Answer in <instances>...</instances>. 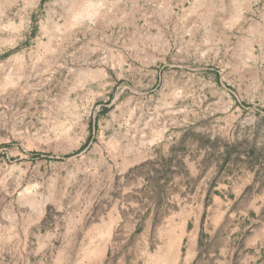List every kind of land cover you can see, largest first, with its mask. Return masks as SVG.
<instances>
[{
	"label": "rangeland",
	"instance_id": "rangeland-1",
	"mask_svg": "<svg viewBox=\"0 0 264 264\" xmlns=\"http://www.w3.org/2000/svg\"><path fill=\"white\" fill-rule=\"evenodd\" d=\"M260 222L264 0H0V264H264Z\"/></svg>",
	"mask_w": 264,
	"mask_h": 264
},
{
	"label": "crops",
	"instance_id": "crops-1",
	"mask_svg": "<svg viewBox=\"0 0 264 264\" xmlns=\"http://www.w3.org/2000/svg\"><path fill=\"white\" fill-rule=\"evenodd\" d=\"M260 209H261V207H258L257 205H255L253 207V209L251 210V213H254L256 216H258L259 212H260ZM262 224H263V222H260V223H257L256 225H254V227L250 229V233L243 238V246L245 248H254L260 242L261 237H262V235L264 233V226ZM241 230H242L241 227L237 226L235 228L236 232H239ZM186 234H187V224L185 225V227H183L182 238H185ZM180 246H181V244H180ZM197 249H198V240H197V238H191L189 252H190V250H193V252L197 253ZM195 257H196L195 255H193V256L190 255L189 256V260H193ZM247 257H248V259H247L246 262H248L249 264L250 263L251 264H262L263 263L261 255L252 254V255H248ZM178 262H179L178 257L174 258L173 264H178Z\"/></svg>",
	"mask_w": 264,
	"mask_h": 264
},
{
	"label": "bare ground",
	"instance_id": "bare-ground-1",
	"mask_svg": "<svg viewBox=\"0 0 264 264\" xmlns=\"http://www.w3.org/2000/svg\"><path fill=\"white\" fill-rule=\"evenodd\" d=\"M165 263V262H164Z\"/></svg>",
	"mask_w": 264,
	"mask_h": 264
}]
</instances>
